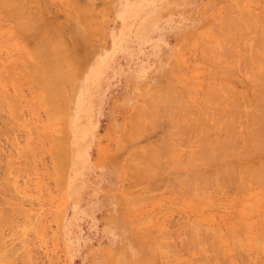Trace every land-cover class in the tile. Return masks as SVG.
I'll list each match as a JSON object with an SVG mask.
<instances>
[{
    "label": "rangeland",
    "instance_id": "1",
    "mask_svg": "<svg viewBox=\"0 0 264 264\" xmlns=\"http://www.w3.org/2000/svg\"><path fill=\"white\" fill-rule=\"evenodd\" d=\"M17 1L0 0V264H264V0Z\"/></svg>",
    "mask_w": 264,
    "mask_h": 264
},
{
    "label": "bare ground",
    "instance_id": "2",
    "mask_svg": "<svg viewBox=\"0 0 264 264\" xmlns=\"http://www.w3.org/2000/svg\"><path fill=\"white\" fill-rule=\"evenodd\" d=\"M18 1H19V0H18ZM18 1H17V2H18ZM129 1H130V0H126V3H128ZM11 2H12V1H11ZM19 3H22V1L19 2ZM19 3H18V4H19ZM26 3H27V2H26ZM37 3H38V2H37ZM5 5H6V4H4V6H5ZM12 5H13V4H12ZM12 5H11V6H12ZM16 5H17V3H16ZM16 5H15V6H16ZM20 5H21V4H20ZM26 5H27V4H26ZM69 5H70V4H69ZM9 6H10V5L8 4V7H9ZM15 6H14V8H16ZM35 6H36V5H35ZM89 6H90V5H89ZM12 7H13V6H12ZM23 7H24V6H23ZM76 7H77V6H76ZM85 7H86V6H85ZM30 8H31V7H30ZM34 8H35V7H34ZM9 9H10V8H9ZM20 9H21V8H20ZM23 9H24V8H23ZM41 9H42V8H41ZM15 10H16V9H15ZM18 10H19V8H18ZM37 10H38V8H37ZM229 10H230V9H229ZM38 11H41V10H38ZM81 11L84 12V14L87 13V12H85V10H84V11L81 10ZM81 11H80V12H81ZM82 12H81L80 14H82ZM21 13H22V11H21ZM76 13H77V12H76ZM19 14H20V13H19ZM24 14H27L26 11H25ZM24 14H23V15H24ZM35 14H36V13H35ZM13 15H14V14H13ZM16 15H17V14H16ZM27 15H28V14H27ZM30 15H31V14H30ZM86 15L89 16L88 13H87ZM225 15H226V13H225ZM28 16H29V15H28ZM83 16H84V15H83ZM120 16L122 17L123 15L120 14ZM17 17H18V16H17ZM37 17H38V15H37ZM89 17H90V16H89ZM89 17H88V19H86L87 17L85 16V19H86V20H89ZM228 17H229V16H228ZM19 18H20V17H19ZM28 18H29V17H28ZM91 18H93V17H91ZM91 18H90V19H91ZM97 18H98V17H97ZM234 18H235V17H234ZM246 18H248V17H246ZM21 19H22V18H21ZM29 19L31 20V18H29ZM41 19H42V17H41ZM250 19H251V18H250ZM19 20H20V19H19ZM35 20H36V19H35ZM39 20H40V19H39ZM37 21H38V20H37ZM40 21H41V20H40ZM94 21H95V20H94ZM144 21H147V22H151V23H153V20H152V14L149 13V15L146 16V18H145ZM16 22H17V21H16ZM81 22H82V21H81ZM85 22H86V21L84 20V23H85ZM24 23H26V22H24ZM36 23H38V22H36ZM100 23H101V22H100ZM28 24H29V23H28ZM249 24H250V23H249ZM251 24H252V23H251ZM26 25H27V24H26ZM102 25H103V24H102ZM222 25H223V24H222ZM18 26H20V25L18 24ZM30 26L33 27V24H32V25L30 24ZM38 26H39V25H38ZM38 26H37V27H38ZM40 26H41V25H40ZM51 26H52V25H51ZM98 26H100V25H98ZM27 27H28V25H27ZM27 27H26V28H27ZM34 27H36L35 24H34ZM239 27H240V26H239ZM262 27H263V26H262ZM85 28H86V26H85ZM98 28H100V27H98ZM29 29H31V28H29ZM33 29H34V28H32V30H33ZM52 29L54 30V28H52ZM32 30H31V31H32ZM227 30H228V29H227ZM48 31H49V30H48ZM99 31H100V30H99ZM55 32H56V30H55ZM92 32H93V31H92ZM48 33H49V32H48ZM43 34H44V33H43ZM260 34H261V32H260ZM41 35H42V34H40V36H41ZM45 35H46V33H45ZM50 35H52V34H50ZM56 35H57V34H56ZM33 36H34V35H33ZM42 36H43V35H42ZM47 36H48V35H46V37H47ZM37 37H38V36H37ZM50 37L52 38V36H50ZM18 38H19V37H18ZM44 38H45V36H44ZM48 38H49V37H48ZM48 38H47V41H48ZM53 38H54V40H55V37H53ZM60 38H61V37H60ZM54 40H53V41H54ZM43 42L45 43V40H44ZM55 42H58V41L56 40ZM40 43H41V42H40ZM45 44H46V43H45ZM47 44H48V48H49V45H50L51 43H47ZM47 44H46V45H47ZM61 44H62V43H61ZM53 45H54V44H53ZM53 45H52V46H53ZM55 45H56V44H55ZM64 45H65V44H64ZM39 46H40V45H39ZM65 47H66V46H65ZM41 48H42V46H41ZM41 48H40V50H41ZM63 48H64V46H63ZM45 49H47V48L45 47ZM49 50H52V49L49 48ZM56 50H57V49H56ZM59 50H60V49H59ZM54 51H55V50H53V52H54ZM41 52H43V51H41ZM57 52H59V51H57ZM57 52H56V53H57ZM258 52H259V51H258ZM36 53L38 54V52H36ZM44 53L46 54V56H48V53H46V51H44ZM49 54H50V53H49ZM261 54H262V53H261ZM38 55H39V54H38ZM41 55H42V54H41ZM53 55H54V53H53ZM53 55H52L51 57H53ZM259 55H260V53H259ZM46 56H44V58H45ZM49 56H50V55H49ZM55 56H56V55H55ZM49 58H50V57H49ZM56 58H58V57H56ZM56 58H54V59H56ZM64 58H65V57H64ZM34 59H35V58H34ZM45 59H46V58H45ZM59 59H60V58H59ZM61 59H63V58H61ZM263 59H264V58H263ZM47 60H48V57H47ZM61 61L64 63V60H61ZM44 62L46 63V62H49V61H46V60H45ZM44 62H43V63H44ZM53 62H54V61H53ZM53 62L50 61V63H53ZM256 62H257V61H256ZM45 63H44V64H45ZM54 63H57V60H56ZM58 63H59V62H58ZM60 63H61V62H60ZM60 63H59V64H60ZM39 64H40V62H39ZM59 64H57V65H59ZM61 64H62V63H61ZM30 65H31V64H30ZM37 65H38V64H37ZM37 65H36V66H37ZM55 65H56V64H55ZM55 65H54V66H55ZM43 66H44V65H43ZM47 66H48V65H46V69H50V68H48V67L51 66V65H49L48 67H47ZM70 67H71V66H70ZM251 67H252V66H251ZM28 68H30V67H28ZM52 68H53V66H52ZM54 68L57 69L58 67L56 66V67H54ZM33 69H34V67H33ZM43 69L45 70V68H43ZM7 70H8V69H7ZM34 70H35V69H34ZM37 70H38V69H37ZM39 70H40V69H39ZM52 70H53V69H52ZM52 70H51V72H50L49 70H48V71L52 74V73L54 72V70H53V72H52ZM36 72H37V71H36ZM38 72H40V71H38ZM38 72H37V74H38ZM43 72H44V71H43ZM43 72H40V73L42 74ZM45 72H46V74L48 73L47 70H46ZM40 73L38 74V76H40ZM50 73H48V74H47L48 76L46 75L45 77H46V78L49 77V74H50ZM60 73H61V72H60ZM44 74H45V73H44ZM54 74H55V75H54ZM34 75H35V74H34ZM53 75H54V76H57V75H59V74L56 75V73H53ZM0 76H1V75H0ZM42 76H43V78H44V75H42ZM54 76H53V77H54ZM63 76H64V75H63ZM63 76H62V77H63ZM23 77H24V76H23ZM35 77H36V75H35ZM43 78L39 77V79H42V82L46 83V85H47V82H46L47 80H44ZM50 78H51V77H50ZM58 78H59V77H58ZM58 78H57V79H58ZM60 78H61V75H60ZM60 78H59V79H60ZM64 78H65V76H64ZM64 78H62V79L64 80ZM35 79H36V78H35ZM37 79H38V77H37ZM39 79L37 80V82H39ZM47 79H48V78H47ZM54 79H55V77H54ZM66 79H67V77L65 78V80H66ZM55 80H56V79H55ZM60 80H61V79H60ZM70 80H71V79H70ZM56 81H58V80H56ZM61 81H62V80H61ZM61 81H60V82H61ZM35 82H36V81H35ZM42 82H41V83H42ZM55 83H56V82H55ZM58 83H59V82H58ZM58 83H57V86H58ZM61 83H62V82H61ZM48 84H49V83H48ZM38 85H39V84H38ZM43 85H45V84H43ZM46 85H45V86H46ZM50 85H51V84H50ZM50 85H48V86H50ZM59 85H60V84H59ZM34 86H35V85H34ZM37 87H38V86H37ZM51 88H52V87H51ZM54 88H56V87L54 86ZM54 88H53V89H54ZM61 88H62V87H61ZM242 88H243V87H242ZM253 89H254V88H253ZM51 90H52V89H51ZM57 90H58V88H57ZM69 90H70V89H69ZM47 91H48V90H47ZM49 91H50V90H49ZM49 91H48V92H49ZM52 91H53V90H52ZM52 91H51V92H52ZM61 91H63V90H61ZM61 91H59V92H61ZM66 91H67V90H66ZM53 92L56 93V89H54ZM53 92H52V93H53ZM246 92H248V91H246ZM49 93H50V92H49ZM49 93H48V94H49ZM52 93H50V94H52ZM55 93H54V94H55ZM48 94H47V95H48ZM235 94H236V93H235ZM55 95H56V94H55ZM58 95H59V94H58ZM60 95H61V94H60ZM5 96H6V95H5ZM49 96H50V95H49ZM256 96H257V95H256ZM0 97H1V96H0ZM47 97H48V96H47ZM50 97H51V96H50ZM50 97H49V98H50ZM53 97H55V96L53 95ZM56 97H57V96H56ZM59 97H61V96H59ZM149 97H150V96H149ZM233 97H234V96H233ZM51 98H52V97H51ZM51 98H50V99H51ZM150 98H151V97H150ZM52 99H53V98H52ZM56 99H57V98H56ZM59 99H60V98H59ZM148 99H149V98H148ZM237 99H238V98H237ZM48 100H49V99H48ZM7 101H8V100H7ZM66 101H67V100H66ZM146 101H147V100H146ZM0 102H1V101H0ZM11 102H12V101H11ZM50 102H51V101H50ZM1 103H2V102H1ZM5 103H6V102H5ZM51 103H52V102H51ZM152 103H153V102H152ZM152 103H151V104H152ZM47 104H48V103H47ZM49 104H50V103H49ZM57 104H58V102H57ZM145 104H147V103H145ZM153 104H154V103H153ZM155 104H156V103H155ZM58 105H59V104H58ZM149 105H150V104H149ZM156 105H157V104H156ZM13 106H14V105H13ZM63 106H64V105H63ZM65 106H66V105H65ZM8 107H10V106L8 105ZM138 107H141V106L139 105ZM153 108H154V107H153ZM11 109H12V108H11ZM136 109H137V108H135V111H137ZM144 109H145V107H144ZM147 109H148V108H147ZM257 109H258V108H257ZM49 110H50V109H49ZM16 111H17V110H16ZM135 111H134V112H135ZM150 111H151V110H150ZM153 111H154V109H153ZM154 112H155V111H154ZM165 112H166V111H165ZM250 112H252V111H250ZM11 113H12V112H11ZM138 113H139V112H138ZM140 113H141V112H140ZM156 113H157V112H156ZM179 113H180V112H179ZM136 114H137V113H136ZM144 114H145V111H144ZM150 114H151V113H150ZM160 114H161V113H160ZM237 114H238V113H237ZM258 114H259V113H258ZM142 115H143V114H141L140 116H142ZM145 115H149V114H145ZM151 115H152V114H151ZM172 115H173V113H172ZM133 116H134V113H133ZM140 116H139V117H140ZM255 116H256V115H255ZM131 117H132V116H131ZM143 117H144V116H143ZM151 117H152V116H151ZM158 117H159V116H158ZM158 117H157V118H158ZM168 117H169V116H168ZM168 117H167V118H168ZM250 117H251V116H250ZM16 118H17V117H16ZM133 118H134V117H133ZM146 118H147V116H146ZM148 118H149V117H148ZM148 118H147V119H148ZM153 118H154V117H153ZM177 118H178V117H177ZM251 118H252V117H251ZM259 118H260V117H259ZM136 119H137V118H136ZM163 119H164V118H163ZM171 119H172V118H171ZM149 120H150V119H149ZM254 120H255V119H254ZM257 120H258V119H257ZM153 122H154V121H153ZM263 122H264V121H263ZM10 123H11V122H10ZM10 123H9V124H10ZM171 123H172V121H171ZM254 123H255V122H254ZM7 124H8V123H7ZM11 124H12V123H11ZM13 124H14V123H13ZM135 124H136V123H135ZM165 124H166V123H165ZM252 124H253V123H252ZM260 124H261V123H260ZM5 125H6V123H5ZM132 125H133V124H132ZM138 125H139V124H138ZM151 125H152V123H151ZM160 125H161V124H160ZM242 125H243V124H242ZM248 125H249V124H248ZM250 125H251V124H250ZM250 125H249V127H250ZM262 125H263V127H264V124H262ZM128 126H129V125H128ZM135 126H136V125H135ZM142 126H143V125H142ZM149 126H150V125H149ZM153 126H154V125H153ZM162 126H163V125H162ZM229 126H230V125H229ZM160 127H161V126H160ZM160 127H159V128H160ZM163 127H164V126H163ZM175 127H176V126H175ZM235 127H236V126H235ZM152 128L154 129V127H152ZM251 128H252V127H251ZM256 128H257V127H256ZM231 129H232V128H231ZM235 129H236V128H235ZM130 130H131V129H130ZM130 130H129V132H130ZM142 130H143V129H142ZM149 130H150V129H149ZM233 130H234V129H233ZM233 130H232V131H233ZM246 130H247V129H246ZM248 130H249V129H248ZM253 130H254V129H253ZM263 130H264V129H263ZM132 131L135 132L136 130H132ZM132 131H131V132H132ZM143 131H144V130H143ZM170 131H171V130H170ZM127 132H128V131H127ZM134 132H133V133H134ZM176 132H177V131H176ZM230 133H231V132H230ZM253 133H254V132H253ZM262 133H263V132H262ZM126 134H127V133L125 132L124 135H126ZM131 134H132V133H131ZM131 134H130V135H131ZM144 134H145V133H144ZM254 134H255V133H254ZM259 134H260V133H259ZM171 135H172V134H171ZM173 136H174V135H173ZM175 136H176V135H175ZM224 136H225V135H224ZM124 137H125V136H124ZM126 137H127V136H126ZM128 137H129V136H128ZM178 137H179V136H178ZM178 137H176V139H177ZM241 137H242V136H241ZM245 137H246V136H245ZM259 137H260V136H259ZM168 138H170V137H168ZM125 139H126V138H125ZM130 139H131V138H130ZM221 139H222V138H221ZM262 139H263V138H262ZM126 140H127V139H126ZM169 140H170V139H169ZM199 140H200V139H199ZM226 140H227V139H226ZM229 140H230V139H229ZM257 140H258V137H257ZM263 140H264V139H263ZM127 141H128V140H127ZM133 141H134V140H133ZM180 141H181V140H180ZM239 141H240V140H239ZM175 142H176V141H175ZM128 143H129V142H128ZM218 143H219V142H218ZM227 143H228V142H227ZM231 143H232V142H231ZM231 143H230V144H231ZM211 144H212V143H211ZM233 144H234V143H233ZM158 145H159V144H158ZM172 145H173V144H172ZM234 145H235V144H234ZM58 146H59V145H58ZM155 146H156V145H155ZM227 146H229V145H227ZM230 146H231V145H230ZM239 146H240V145H239ZM65 147H66V146H65ZM153 147H154V146H153ZM78 148H79V150H81V147H80V146H79ZM155 148H157V147H155ZM205 148H206V147H205ZM215 148H216V147H215ZM231 148H232V146H231ZM263 148H264V147H263ZM32 149H33V148H32ZM52 149H53V148H52ZM60 149H61V148H60ZM153 149H154V148H153ZM157 149H158V148H157ZM171 149H172V148H171ZM217 149H221V148H217ZM227 149H228V148H227ZM140 150H141V149H140ZM145 150H146V149H145ZM155 150H156V149H155ZM168 150H169V149H168ZM208 150H209V149H208ZM221 150H223V149H221ZM228 150H229V149H228ZM136 151H137V150H136ZM147 151H148V150H147ZM177 151H178V150H177ZM204 151H205V150H204ZM217 151H218V150H217ZM229 151H230V150H229ZM53 152H55V151H53ZM134 152H135V151H134ZM156 152H157V151H156ZM165 152H167V151H165ZM209 152H210V150H209ZM211 152H212V150H211ZM211 152H210L209 154H211ZM214 152H215V151H214ZM30 153H31V152H30ZM138 153H141V152H138ZM138 153H137V154H138ZM162 153H163V152H162ZM174 153H175V152H174ZM203 153H204V152H203ZM61 154H62V153H60V155H61ZM132 154H133V153H132ZM135 154H136V153H135ZM143 154H145V152H144ZM158 154H159V153H158ZM158 154H157V157H158ZM214 154H215V153H214ZM214 154H212V155H214ZM23 155H24V154H23ZM29 155H30V154H29ZM66 155H67V154H66ZM133 155H134V154H133ZM138 155H139V154H138ZM155 155H156V153H155ZM64 156H65V155H64ZM149 156H151V153H150ZM206 156H207V155H206ZM9 157H10V156H9ZM53 157H54V156H53ZM151 157H153V156H151ZM181 157H182V156H181ZM185 157H186V156H185ZM218 157H219V156H218ZM225 157H226V156H225ZM55 158H56V157H55ZM166 158H167V157H166ZM183 158H184V157H183ZM53 159H54V158H53ZM133 159H134V158H133ZM145 159H146V158H145ZM152 159H153V158H152ZM219 159H220V158H219ZM224 159H225V158H224ZM129 160H130V159H129ZM182 160H183V159H182ZM13 161H14V160H13ZM36 161H37V160H36ZM56 161H57V159H56ZM66 161H67V160H66ZM127 161H128V160H127ZM139 161H140V160H139ZM151 161H152V160H151ZM155 161H156V160H155ZM176 161H177V160H176ZM185 161H186V160H185ZM185 161H184V162H185ZM54 162H55V161H54ZM129 162H130V161H129ZM143 162H144V161H143ZM188 162H189V161H188ZM214 162H215V161H214ZM222 162H223V161H222ZM262 162H263V161H262ZM13 163H14V162H13ZM18 163H20V162H18ZM61 163H62V162H61ZM152 163H153V162H152ZM185 163H186V162H185ZM142 164H144V163H142ZM130 165H131V164H130ZM144 165H145V164H144ZM144 165H143V166H144ZM155 165H156V164H155ZM177 165H178V164H177ZM212 165H213V164H212ZM151 166H152V165H151ZM175 166H176V164H175ZM179 166H180V165H179ZM65 167H66V166H65ZM125 167H126V166H125ZM139 167H141V166L139 165ZM157 167H158V166H157ZM177 167H178V166H177ZM126 168H127V167H126ZM149 168H150V167H149ZM260 168H261V167H260ZM262 168H263V167H262ZM129 169H133V170H134L135 167H134V168L131 167V168H129ZM139 169H140V168H139ZM144 169H145V168H144ZM153 169H154V168H153ZM160 169H161V168H160ZM258 169H259V168H258ZM259 170H260V169H259ZM130 171H131V170H130ZM134 171H137V169L134 170ZM142 171H143V170H142ZM152 171H153V170H152ZM158 171H159V170H158ZM263 171H264V169H263ZM13 172H15V171H13ZM131 172H132V171H131ZM131 172H129V173H131ZM139 172H141V171L138 170V173H139ZM150 172H151V171H150ZM177 172H178V171H177ZM251 172L253 173L254 171H251ZM260 172H261V171H260ZM134 173H136V176L138 175L137 172H134ZM226 173H227V172H226ZM252 173H251V175H253ZM60 174H61V173H60ZM132 174H133V173H131V175H132ZM139 174H140V173H139ZM160 174H161V173H160ZM183 174H184V173H183ZM254 174H255V172H254ZM257 174H258V172H257ZM143 175H144V174H143ZM170 175H171V174H170ZM263 175H264V173L262 174V176H263ZM139 176H140V175H139ZM254 176H256V175H254ZM137 177H138V176H137ZM142 177H143V176H142ZM142 177H140V178L142 179ZM263 177H264V176H263ZM263 177H262V178H263ZM134 178H135V177H134ZM144 178H145V177H144ZM144 178H143V179H144ZM256 178H257V177H256ZM145 179H146V178H145ZM173 179H174V178H173ZM206 179H207V178H206ZM259 180H260V179H259ZM262 180H263V179H262ZM127 181H128V180H127ZM127 181H126V182H127ZM141 181H142V180H141ZM206 181H207V180H206ZM159 182H160V181H159ZM263 182H264V180H263ZM205 183H206V182H205ZM205 183H204V184H205ZM260 183H261V182H260ZM59 184H60V183H59ZM132 184H133V183H132ZM208 184H209V182H208ZM211 184H212V183H211ZM261 184H262V183H261ZM263 184H264V183H263ZM198 185H199V184H198ZM206 185H207V184H206ZM259 185H260V184H259ZM62 186H63V185H62ZM186 186H187V185H186ZM188 188H189V187H188ZM204 188H205V187H204ZM186 189H187V188H186ZM196 189H198V188H196ZM187 190H188V189H187ZM207 190H208V189H207ZM8 191H9V190H8ZM132 191H133V190H132ZM9 194H10V193H9ZM170 194H171V193H170ZM172 194H173V193H172ZM9 199H10V198H9ZM7 201H8V200H7ZM10 202H11V201H10ZM10 206H11V205H10ZM12 209H13V208H12ZM12 209L9 208V211L12 210ZM18 212H19V211H18ZM10 213H12V211H11ZM13 213H14V212H13ZM7 215H9V214H7ZM7 215H6V217H5L6 219H7V217H8ZM32 217H33V216H32ZM32 217H31V218H32ZM34 217H35V216H34ZM0 218H1V217H0ZM5 218H4L3 220H5ZM8 218H9V217H8ZM0 220H1V219H0ZM3 220H2V221H3ZM7 220H8V221H11V220H9V219H7ZM32 220H33V219H32ZM2 221H1V222H2ZM3 223H5V225H6V222H3ZM0 224H1V223H0ZM5 225H4V226H5ZM2 226H3V225H2ZM1 236H2V235H1ZM0 238H1V237H0ZM1 240H2V239H1ZM1 242H2V241H1ZM0 245L2 246V244H0ZM3 245L5 246L4 243H3ZM9 250H10V249H9ZM4 251H5V250H4ZM6 251H7V250H6ZM7 257H8V256H7ZM9 259H10V258H9ZM23 259H25V258H23ZM12 260H13V259H12ZM15 260H16V259H15ZM15 260H14V261H15ZM21 261H22V259H21ZM24 261H25V260H24ZM26 261H27V260H26ZM4 262H5V261H4ZM32 263H33V262H32ZM22 264H23V263H22ZM25 264H26V262H25Z\"/></svg>",
    "mask_w": 264,
    "mask_h": 264
}]
</instances>
